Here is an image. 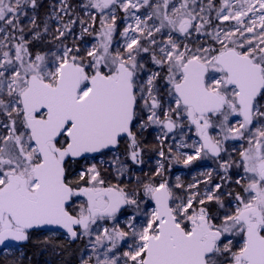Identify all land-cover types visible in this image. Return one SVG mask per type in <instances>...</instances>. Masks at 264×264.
I'll use <instances>...</instances> for the list:
<instances>
[{
	"label": "snow or ice",
	"instance_id": "snow-or-ice-1",
	"mask_svg": "<svg viewBox=\"0 0 264 264\" xmlns=\"http://www.w3.org/2000/svg\"><path fill=\"white\" fill-rule=\"evenodd\" d=\"M72 244L264 264V0H0V264Z\"/></svg>",
	"mask_w": 264,
	"mask_h": 264
},
{
	"label": "trees",
	"instance_id": "trees-1",
	"mask_svg": "<svg viewBox=\"0 0 264 264\" xmlns=\"http://www.w3.org/2000/svg\"><path fill=\"white\" fill-rule=\"evenodd\" d=\"M64 245V240L59 241ZM80 245L72 244L66 248L65 251L60 252L59 255L53 254L52 249H31L29 255L31 257L32 264H78L80 253L78 251ZM59 251V249L57 250ZM3 257L0 256V259Z\"/></svg>",
	"mask_w": 264,
	"mask_h": 264
},
{
	"label": "rangeland",
	"instance_id": "rangeland-1",
	"mask_svg": "<svg viewBox=\"0 0 264 264\" xmlns=\"http://www.w3.org/2000/svg\"><path fill=\"white\" fill-rule=\"evenodd\" d=\"M47 2L48 0H45V3ZM74 2H76V0H74ZM147 139L149 142H152L154 140V134L148 135ZM207 167H214V165L212 164L211 161H198L196 162V165L193 166V171L192 174L190 175L188 173V170L183 169L181 166H177L173 169V178L175 175H180L181 178L184 179L185 181H190L192 179V175H195L196 172L198 171L206 170Z\"/></svg>",
	"mask_w": 264,
	"mask_h": 264
}]
</instances>
